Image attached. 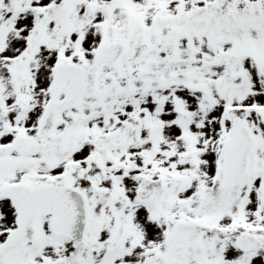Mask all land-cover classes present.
I'll use <instances>...</instances> for the list:
<instances>
[{
  "label": "snow or ice",
  "instance_id": "1",
  "mask_svg": "<svg viewBox=\"0 0 264 264\" xmlns=\"http://www.w3.org/2000/svg\"><path fill=\"white\" fill-rule=\"evenodd\" d=\"M0 264H264V0H0Z\"/></svg>",
  "mask_w": 264,
  "mask_h": 264
}]
</instances>
